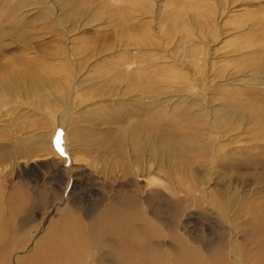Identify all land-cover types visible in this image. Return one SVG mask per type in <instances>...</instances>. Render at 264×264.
I'll use <instances>...</instances> for the list:
<instances>
[{
  "label": "bare ground",
  "instance_id": "6f19581e",
  "mask_svg": "<svg viewBox=\"0 0 264 264\" xmlns=\"http://www.w3.org/2000/svg\"><path fill=\"white\" fill-rule=\"evenodd\" d=\"M110 1L99 0L107 5ZM64 2L68 6L67 19L74 22L84 17L92 4L91 0ZM25 3L21 0L9 8L8 0L0 3V45L18 43L20 53L35 54L32 58L15 56V68L0 71V118L9 116L24 104L36 116L39 114L47 121L51 120L50 139L43 137L36 148L43 155H54L47 164L55 168L53 180L63 181L66 178L60 193L65 202L71 194L68 188L72 179L64 178L63 173L68 171L72 174L75 168L88 175L102 174L104 178L98 179L103 181L116 182V195L109 198L111 202L95 219L94 235L92 231L90 236L87 234L86 224L69 212L65 202L53 210L58 211V219L50 218L39 231L34 212H28L16 190L17 185L12 183L13 171L6 174L0 168V264H94L100 242L106 248L113 244L116 260L119 264H126L129 239L131 236H137V239L143 236V224L134 222L133 213L123 209L130 204L127 199L133 200L136 195L134 191H123V188L132 186L143 193L144 185L147 193L161 191L155 186L160 179L164 180L165 189L169 191L167 195L188 202L185 206L188 215L209 209L216 217L229 222L233 227L231 230L240 233L242 239L248 232L237 221L251 222V231L256 233L257 239L250 238L248 242L244 239L239 243L236 235L231 236V250L220 252L209 264H244L245 252L251 264H264V206L259 205V200H256L257 203H243L245 197L236 201L234 195L223 196L222 186L215 189L220 197L217 194L214 196L211 189L204 187V179L191 173V166L197 160L208 163L212 169L218 164L223 167H227L228 163L230 165L228 156L231 151L224 152V141L228 134L235 132L236 136L242 132L236 133L242 130L244 119L254 121L259 129L264 125V33L257 34L264 30V22H260L264 16L261 20L255 18L248 25V31L237 37L239 43L232 44L235 46L229 53L235 54V59L251 56L253 62L246 65L243 59H238L243 63L236 72H244L245 88L229 89L226 86L232 81H227L231 78V73L225 70L228 65L211 75H206V70L201 71V78L193 75L192 71L190 75L177 72L182 56L194 68L201 54L199 47L193 46L183 48L182 56L178 53L181 45L177 41L184 39V43L191 42L190 35L200 26L198 22L191 29L193 15L187 13V19H184L177 2L170 10L173 24L167 30L157 26L152 33L148 28L134 27L128 24L129 18L121 13L124 25L120 21L122 26L118 28L113 43L107 42V38L93 42H72L67 38L69 46L66 52L62 45L37 51L32 44L34 29L17 26L9 19V15ZM79 4L80 7H76ZM183 4L195 14L205 7L214 12L208 0H186ZM185 20H190L187 21L190 27L184 29L190 34H183L174 41L181 29L178 21L183 22L184 27L187 26L184 25ZM86 22H90L89 19ZM243 23L238 22L234 29H240ZM59 29L61 32L55 31L53 35L64 39L65 35L80 27ZM170 29L174 30L173 33L169 32ZM189 29L192 31L188 32ZM198 37L201 39V34ZM99 40L103 43L97 44ZM172 42L173 49L167 48ZM228 56L221 57V61H227ZM258 84L261 87L257 88ZM80 120L84 124H79ZM56 125V140H65L64 143L54 140ZM30 148H27L28 151ZM66 151H69L71 161L68 164ZM23 154L24 157L28 155ZM77 154H82L83 158ZM12 157V153L0 152V162L12 160ZM85 165L95 167V170ZM155 173L157 177H151ZM44 181L42 176V183ZM120 191L123 193L117 195ZM131 193L133 197H129ZM85 217L90 216L87 214ZM116 247L119 248L115 250ZM176 248L178 256L173 264L202 263L197 249L187 245L186 241H180Z\"/></svg>",
  "mask_w": 264,
  "mask_h": 264
},
{
  "label": "rangeland",
  "instance_id": "374dc122",
  "mask_svg": "<svg viewBox=\"0 0 264 264\" xmlns=\"http://www.w3.org/2000/svg\"><path fill=\"white\" fill-rule=\"evenodd\" d=\"M4 1L5 0H0V3ZM19 1L21 0H8V8ZM25 1L26 3L23 7H19L16 12L9 15V19H12L13 23L17 26L21 25L24 27L25 25L29 27L30 30L34 29L32 32L35 31V37L32 39V44L37 51H40L42 48L50 49L53 45H62L65 47V52L69 46L68 39H71L72 42H93L95 39L107 38V42L113 43L117 37L118 28L124 25L121 21V13L129 18L128 24L134 27H143V30L149 29L148 31L152 33L157 30V26H162L163 30L166 28L169 29V25L173 24L169 13L177 2V8H182L180 11L184 19H187V13L193 15L194 19L192 22L193 24L191 23V29L194 28L195 24H198V22L200 26L198 29L199 32L195 29L190 35L191 42L184 43V39L177 41L181 45L178 53L182 56L183 48L192 46L199 47L201 53L198 55L197 65L194 68L187 63L188 59L182 56L180 62L183 64L178 63L176 68L177 72L180 73V75H190L192 71L193 75L195 74L198 78H201L205 70L206 75H211L212 72L217 73L220 67L228 65L225 70L227 73H231V76H229L231 78L228 80L226 78L225 80L228 82L230 80L232 81L230 83L231 85L226 86L229 89L234 87L245 88L244 80L246 79L244 75H242L244 72L236 71L239 65L243 63L242 61H244L246 65L253 62L250 58L251 56L238 57L235 59V54L229 53L235 46L232 44L239 43V40H236L237 37L248 31V25L254 21L255 18L261 20L264 16V0H208L209 6L213 8L214 12H211L208 7H205L203 8L204 10L201 9L197 14H195L192 9L183 7V2L186 0H111L109 3L110 5L102 4L99 0H91L92 4L91 8H89L90 11L84 16L85 18L82 17L83 19L81 18L79 21L77 20L74 22L68 21L67 19L68 6H66L64 0ZM80 1L88 2L90 0ZM76 7H80V4ZM88 19L90 22H86ZM187 21L190 22V20H185L186 24L184 23V25L187 26L184 27H182L183 22L181 23V21H178V25L181 29L175 36L174 41L176 39L179 40L183 34H190L184 31V29L190 27ZM238 22L244 23L242 27L237 30L234 28L238 25ZM260 22H264V20ZM76 25L79 26L80 29L69 33L67 36L65 35V41L62 36L53 35L55 31L58 33L61 32L59 27L68 28L69 26L76 27ZM191 29L187 31L191 32ZM173 31V29L169 30L171 33H173ZM199 33L201 34V39L198 37L200 36ZM263 33L264 30H261L258 31L257 34L262 35ZM199 39L201 42H199ZM173 42L170 43L167 48L173 49ZM99 43L102 44L103 40H99L97 44ZM20 48L21 46L18 43L0 45V71H7L15 68L17 62L14 59L15 56L26 55L23 52L20 53ZM31 55L32 53L26 56L32 58L35 54ZM224 55H229L226 59L227 61H221V57ZM228 59L232 61L230 60V62ZM238 59L243 60L239 61ZM254 83H256V81ZM259 87L261 86L258 84L257 88ZM215 107L216 109L220 108L218 106ZM17 109L11 112L12 114L10 113L9 116L0 118V152H9L13 154L12 160L0 162V168L3 169L6 174L13 171L14 175L11 173L13 179L12 183L17 185L16 190L22 200L21 202H25V206L29 209L28 212H34V217L36 218L35 223H37L38 226H36V229L39 231L43 229L48 224L50 218L53 220L58 219V211L54 212L53 210H57V207L61 206L62 202H65V200L60 198V193L65 187V177H70L72 183L68 191H70L71 194L65 202L66 207L72 215L79 217L83 224H86L84 227H88L86 228L87 234L89 235L92 231L94 235L92 229L93 226H95V219L99 217L98 215L101 210L105 209V206L111 202L109 198L111 199L116 195L114 191L116 182L112 184V181H103L100 178H104V175L99 173L88 175L80 172L78 168H75L72 174L68 171L63 173L65 178L62 179L63 181L58 179L53 180L52 177L55 174V168L48 165L47 162H49L48 160L54 155H43V153L40 152V150L37 151L38 148H36L39 146L38 143L41 142L43 137L47 140L50 139L49 125L52 123L51 120L48 119L49 123L44 116L39 114L36 116L35 113L26 109V105L24 104ZM73 114H71V116H73ZM5 118H9L8 121L10 123L6 121ZM36 119L38 120L35 122ZM243 121V124H241L242 130L239 129L236 133L242 132L236 136L234 135L235 132L228 134L224 141V152L227 150L229 151L226 153L231 151L230 155L228 154V157L231 159L230 165L228 163L227 167H223L218 164V167L212 169L208 163L197 160V162L193 163L191 166V171H193L191 173L203 178L205 182L204 187L206 186L209 190L211 189L210 191L214 196L217 194L216 196L220 197L219 195L221 194L215 191V189L217 186H222L224 189L223 196L226 195V197H228L234 195L236 196V201L240 197H245L246 201H243V203H255L256 200H259V205L264 206V125L262 124L260 127L261 129H259L254 125V121L250 122L249 118ZM79 124H84V121L80 120ZM57 127L56 125L53 129L55 130L53 135L54 140L64 143L65 140H56L58 138L56 132ZM45 142L47 143L48 141ZM31 144L33 145L32 149L30 148ZM27 148H30V151H28ZM35 150L36 152H34ZM22 153L26 155L28 153L27 157H24V154L22 156ZM47 153H49V150ZM65 153H68L67 156L66 154L64 155L67 157L66 163H71L69 151ZM77 156L82 157L83 155L77 154ZM85 166L91 168V170H95V167ZM42 176L45 178L44 183H42ZM152 176L157 177L156 173L152 174L151 177ZM98 177L100 178L98 179ZM144 181L146 180L144 179ZM160 182L162 183L164 180L160 179L159 183L155 186H158L161 191H151L149 193L145 191L144 185L143 193L136 191L132 186L127 189L123 188V191H134L136 194L133 200L127 199L130 204H126L123 209H129L127 211H130L131 214L133 213L134 222L143 224V236L138 238L139 240L136 238L137 236H131L129 239L131 240L129 241L130 246L128 248L130 251L128 252L129 259L126 264H173L175 257L178 256V249L176 246H178L182 240L186 241L187 245L197 249V254L202 262L201 264H209L211 262L210 260L213 259L214 256L219 255L220 252L228 253L231 250L229 242L232 239L231 236L236 235L235 238H237L239 243L244 242V239L247 242L250 238L252 239L255 237L257 239L256 233H254L253 230L251 231V222L246 221L244 223L241 219L237 221L238 224H241V227L248 232V235L242 239L240 233L236 234L234 229L231 230L233 227L229 225V222H225L216 217L215 213L209 209L207 211L201 209V211L199 210L188 215L185 213V206H187L186 203L188 202H184L181 199H173L171 196L167 195L166 193H169V191L165 189V182L162 184ZM123 191L118 192L117 195H121ZM97 193H99V195H96ZM105 197L108 198L106 199ZM129 197H133V194H129ZM50 211L53 212L51 213ZM87 214L90 217L86 218L85 215ZM99 219L101 220V218ZM247 220L249 221L248 218ZM35 233L36 231H34L33 234ZM87 240L91 239L87 237ZM118 248L119 247H116L115 250ZM113 250V244L111 247L106 248L105 244L102 246L100 242L98 244L94 264H119ZM244 255L246 260L243 261V263L251 264V261H247V256H249L247 252H245Z\"/></svg>",
  "mask_w": 264,
  "mask_h": 264
}]
</instances>
